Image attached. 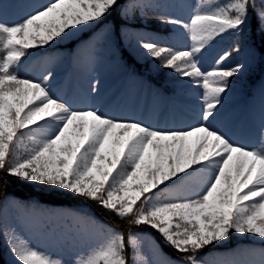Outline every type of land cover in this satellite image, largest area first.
<instances>
[{"label":"snow or ice","instance_id":"obj_1","mask_svg":"<svg viewBox=\"0 0 264 264\" xmlns=\"http://www.w3.org/2000/svg\"><path fill=\"white\" fill-rule=\"evenodd\" d=\"M120 7V0H47L16 22L0 15V190L13 178L83 198L121 222L155 230L182 260L165 256L149 238L150 258L143 252L145 238L84 214L92 231L106 238L71 261L34 246L15 228L5 230L16 264H208L203 250L233 233L264 241V133L256 145H245L214 127L231 78L244 68L224 66L239 44L211 67L204 64L217 38L229 31L243 36L253 17L264 35V0H197L187 20L153 17L190 43L177 48L140 39L138 48L200 90L201 101L197 123L163 129L99 107H77L53 90V73L35 79L21 72L30 50L72 41ZM150 7L157 6L128 0L121 15L133 18L139 11L147 18ZM25 137L33 146L21 156Z\"/></svg>","mask_w":264,"mask_h":264},{"label":"rangeland","instance_id":"obj_2","mask_svg":"<svg viewBox=\"0 0 264 264\" xmlns=\"http://www.w3.org/2000/svg\"><path fill=\"white\" fill-rule=\"evenodd\" d=\"M144 2L157 6L145 9L147 18L142 17L139 11L133 18H125L121 15L123 8L119 10L125 23L119 25L118 37L123 47L141 64L147 76L130 72L121 64L116 46L115 25L111 20L99 23L91 30L82 31L72 41H61L59 44L53 43L51 46L30 50L32 54L25 59L22 74L39 79L51 72L53 79L50 84L56 93L77 107H99L109 116L118 119L142 121L162 129L186 127L197 123L201 111L200 90L192 88L187 80H179L170 69L161 68L157 61L144 55L137 46L140 39L167 41L177 48L188 45L190 41L179 30H175L172 25L162 24L153 17L157 13H164L187 20L197 0ZM45 3L47 0H0V15L10 23L16 22L30 13L35 6ZM237 36L240 35L229 31L217 38L204 53V64L209 68L218 55L239 44L240 51L232 52L224 66L236 63L244 65L243 70L231 78V90L224 99L214 127L221 128L239 144L256 145L264 133V72H258L256 51L244 42L243 37ZM80 37L82 39H78ZM159 78L161 80L157 82L155 79ZM93 86L95 91H92ZM32 146L31 139L25 137L19 155H27ZM166 195H162L161 199ZM52 218L63 224L70 220L76 225L77 238L71 237L68 242V248H74L76 252L74 258L79 251L86 249L85 246H88V249L90 245L101 241V235L94 233L91 226L84 222L82 215L72 210L54 207L47 210L43 216L31 207L20 213L13 209H4L0 223V228L4 229L0 240L4 257L11 264H16L4 236L5 230L15 228L34 246L61 258V255L66 253V249L59 245L64 235L55 237L54 225L47 227L46 220ZM133 233L145 238L143 252L151 258L147 239L154 238L145 232ZM67 235H70V232ZM237 240L254 244L240 246L236 243ZM257 243L264 241L250 234L233 233L229 240L219 244L229 247L228 253L214 250L212 253L203 254L202 257L208 264H261L264 260V247L256 245ZM67 260L70 261L68 258Z\"/></svg>","mask_w":264,"mask_h":264},{"label":"trees","instance_id":"obj_3","mask_svg":"<svg viewBox=\"0 0 264 264\" xmlns=\"http://www.w3.org/2000/svg\"><path fill=\"white\" fill-rule=\"evenodd\" d=\"M127 2L128 0H120L121 7L117 8L110 15H108L103 20V22L106 20H111L115 25L114 33L116 36V46L119 51V58L121 64L126 66L130 72H133L135 74H144L141 64L138 63L132 57V55L128 52L125 47H123L118 37V30L120 28L119 25L123 24V22L125 23V20L123 19V17H121L119 10H121L127 4ZM82 37L78 39H82ZM237 37H243L244 42L256 51V64L258 72H264V35H262L257 30L256 20L254 17L250 19L248 28L245 31L244 35ZM144 75L147 76L146 74ZM155 80L159 82L161 79L159 78ZM29 207H32L35 211H39L43 216H45V212L50 208L55 207L59 208L60 210L70 209L74 212H77L78 214H81L82 217L84 214H87L95 221L114 227L117 230L123 232L125 235H127L128 231L145 232L155 239V241L159 244L160 248L166 256H169L175 260H182V255L174 251L168 244L163 241L161 236L150 227H137L134 225H130L126 222H121L115 215L109 214L107 210L98 208L95 206V204L83 198L75 197L68 193L61 192L55 189H50L44 185L28 183L19 179L9 178L7 182L3 185L2 190H0V223L1 212L4 209H13L14 211L20 213ZM46 224L47 227L48 225H54L53 231L55 237L59 236L60 234L64 235L63 240L59 245L66 249V253L64 255H61V259L67 260L68 258L70 261L73 260L74 254L76 252L74 248H68V242L71 237L77 238L75 236L76 225H73L70 220L67 223L63 224L61 221L54 218L46 220ZM3 230V228H0V240ZM69 232L70 235H67ZM105 238L106 237L104 235H101V241ZM236 243L240 246L244 244H253L249 241L242 240H237ZM257 245L264 247V243H257ZM85 247L87 249L88 246ZM214 250L221 251L223 253H228L230 248L224 245H212L211 247H206L201 253V255L207 252L212 253ZM3 251V244L0 243V264H11L10 261L4 257ZM81 252L82 251H79V253Z\"/></svg>","mask_w":264,"mask_h":264}]
</instances>
